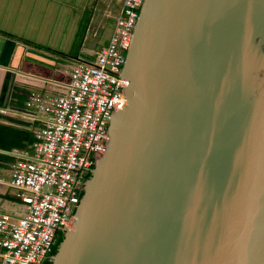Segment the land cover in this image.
<instances>
[{"label":"water","instance_id":"1","mask_svg":"<svg viewBox=\"0 0 264 264\" xmlns=\"http://www.w3.org/2000/svg\"><path fill=\"white\" fill-rule=\"evenodd\" d=\"M124 76L52 264H264V0H145Z\"/></svg>","mask_w":264,"mask_h":264},{"label":"built area","instance_id":"2","mask_svg":"<svg viewBox=\"0 0 264 264\" xmlns=\"http://www.w3.org/2000/svg\"><path fill=\"white\" fill-rule=\"evenodd\" d=\"M144 2L123 0L108 44L94 62L73 66L66 94H28L25 108L39 126L30 150L15 152L11 166V186L25 212L16 220L0 216V264L52 262L58 233L74 227L85 181L128 101L124 71Z\"/></svg>","mask_w":264,"mask_h":264},{"label":"crops","instance_id":"3","mask_svg":"<svg viewBox=\"0 0 264 264\" xmlns=\"http://www.w3.org/2000/svg\"><path fill=\"white\" fill-rule=\"evenodd\" d=\"M100 1L0 0V216L16 220L25 212L11 186V166L15 152L30 150L39 126L25 108L27 96L66 94L73 66L96 60L123 3L112 16V0ZM108 19L112 26L99 42Z\"/></svg>","mask_w":264,"mask_h":264},{"label":"rangeland","instance_id":"4","mask_svg":"<svg viewBox=\"0 0 264 264\" xmlns=\"http://www.w3.org/2000/svg\"><path fill=\"white\" fill-rule=\"evenodd\" d=\"M103 1V0H101ZM100 1V2H101ZM105 1V0H104ZM121 6V0H112V6L110 8V13L112 14V16H115L118 9L120 8ZM115 10H117L115 12ZM109 20V19H108ZM112 20H109V23L106 25V27L103 29L104 30V33L102 35H100V37L98 38L99 42H102L104 41V39L108 36V30L110 29V27L112 26ZM106 23V22H105ZM97 41V40H96ZM86 60V59H85ZM73 229V228H72ZM57 243L55 242L54 246H53V249H56V248H59L61 243L64 241V235L63 234H60L58 233V236H57Z\"/></svg>","mask_w":264,"mask_h":264},{"label":"trees","instance_id":"5","mask_svg":"<svg viewBox=\"0 0 264 264\" xmlns=\"http://www.w3.org/2000/svg\"><path fill=\"white\" fill-rule=\"evenodd\" d=\"M19 40H20L22 43L26 44V45H32V46H36V47H39V48H44V49H46V47H42V46H40V45H36V44H34V43H30L29 41L24 40V39H19ZM49 50H51V49H49ZM90 177H91V175L88 176V179H89ZM57 238H58V237H57ZM56 243H57V239H56ZM57 251H58V248L52 250V254H53V256L57 253ZM45 264H52V262H46Z\"/></svg>","mask_w":264,"mask_h":264},{"label":"flooded vegetation","instance_id":"6","mask_svg":"<svg viewBox=\"0 0 264 264\" xmlns=\"http://www.w3.org/2000/svg\"><path fill=\"white\" fill-rule=\"evenodd\" d=\"M87 181H88V180H87ZM87 181H85V188L87 187V184H86V183H87ZM81 202H82V200H81Z\"/></svg>","mask_w":264,"mask_h":264}]
</instances>
